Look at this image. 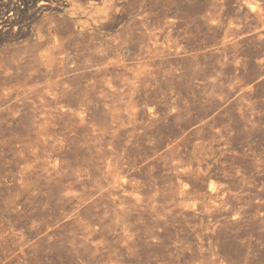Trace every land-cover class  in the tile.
<instances>
[{
    "label": "rangeland",
    "instance_id": "obj_1",
    "mask_svg": "<svg viewBox=\"0 0 264 264\" xmlns=\"http://www.w3.org/2000/svg\"><path fill=\"white\" fill-rule=\"evenodd\" d=\"M121 1H0L1 261L264 264V0Z\"/></svg>",
    "mask_w": 264,
    "mask_h": 264
},
{
    "label": "bare ground",
    "instance_id": "obj_2",
    "mask_svg": "<svg viewBox=\"0 0 264 264\" xmlns=\"http://www.w3.org/2000/svg\"><path fill=\"white\" fill-rule=\"evenodd\" d=\"M1 1V0H0ZM15 3L13 5H10L11 11L9 13V16L7 18V22L11 24V22L17 21L18 18H20V15L23 14L25 11L29 10L30 8H35L37 13H44L47 11L49 8L53 7L58 0H13ZM107 2V1H106ZM123 8V2L121 0H109V3L105 6V8L99 10L101 11L100 15L97 16L96 14V19L95 22H93V26L95 24L101 26L103 24L112 22L116 19V17L120 14L121 10ZM128 9V8H127ZM167 9V8H166ZM252 9V8H251ZM129 10V9H128ZM31 12V11H30ZM77 13V12H76ZM93 15V14H92ZM22 16V15H21ZM72 16V15H71ZM4 19V18H3ZM6 19V18H5ZM1 21V20H0ZM83 21V20H82ZM119 21V20H118ZM68 22V21H66ZM87 22V21H86ZM85 22V23H86ZM4 24V22H1V24ZM16 23V22H15ZM79 23V22H78ZM83 23V22H82ZM9 24V25H10ZM84 24V23H83ZM88 24V23H87ZM16 25V24H15ZM4 26V25H3ZM138 27V25H137ZM66 28V27H65ZM144 28V27H143ZM147 28V27H146ZM40 29V28H39ZM149 29V28H148ZM3 30V29H2ZM5 30V29H4ZM18 30V29H17ZM141 30V29H140ZM62 31V30H61ZM128 31V30H127ZM130 32V31H129ZM146 32V30H145ZM172 32V31H171ZM152 33V32H151ZM22 34V33H21ZM120 34V33H119ZM163 34V33H162ZM172 35V34H171ZM80 36V35H79ZM40 38V37H39ZM44 38V37H42ZM91 38V37H90ZM161 39V38H160ZM160 42V41H159ZM151 43V42H150ZM158 43V42H157ZM169 43V42H168ZM68 45V44H67ZM77 45V44H76ZM61 46V45H59ZM79 46V45H78ZM176 47V46H175ZM70 48V47H69ZM78 49V48H77ZM65 50V49H64ZM157 51V50H156ZM181 51V50H180ZM154 53V52H153ZM44 54V53H43ZM54 55V53H53ZM66 55V54H65ZM64 55V56H65ZM78 55V54H77ZM138 55V54H137ZM150 54H148L149 56ZM158 57V56H157ZM102 60V59H101ZM123 60V59H122ZM103 61V60H102ZM120 61V60H119ZM105 63V62H104ZM84 64V63H83ZM114 64V63H113ZM99 65V64H98ZM107 66V65H106ZM77 67V66H76ZM87 67V66H86ZM39 68V67H38ZM81 68V67H80ZM146 68V67H145ZM56 69V68H55ZM72 69V68H71ZM79 69V68H78ZM77 69V71H78ZM64 72V71H62ZM87 72V71H86ZM121 72V71H120ZM81 73V72H80ZM88 73V72H87ZM26 74V73H25ZM145 74V73H143ZM89 74H87L88 76ZM55 78V77H54ZM60 78V77H59ZM99 78V77H98ZM29 79V78H28ZM81 80V79H80ZM148 80V79H147ZM84 81V80H83ZM4 82V81H3ZM121 82V81H120ZM140 82V81H139ZM149 82V81H148ZM109 83V82H108ZM114 83V82H113ZM117 83V82H116ZM145 83V82H144ZM147 83V82H146ZM74 84V83H73ZM77 84V83H76ZM32 85V84H31ZM79 86V85H78ZM148 86V85H147ZM127 88V87H126ZM84 89V88H83ZM144 89V88H143ZM96 90V89H94ZM112 90V89H111ZM141 91V90H140ZM146 93V92H145ZM91 95V94H90ZM32 96V95H31ZM101 97V96H100ZM125 97V96H124ZM27 98V97H26ZM63 98V97H62ZM65 98V97H64ZM89 98V97H88ZM128 98V97H127ZM92 100V99H91ZM61 101V100H60ZM100 101V100H99ZM118 101V100H117ZM6 102V101H5ZM11 102V101H10ZM102 102V101H101ZM114 102V101H113ZM143 102V101H142ZM134 103V102H133ZM61 105V103H60ZM114 105V104H113ZM139 106V105H138ZM143 106V105H142ZM39 107V106H38ZM103 107V105H102ZM136 107V106H135ZM105 108V106H104ZM107 108V107H106ZM4 109V108H3ZM69 109V108H68ZM144 109V108H143ZM63 110V109H62ZM70 110V109H69ZM98 110V109H97ZM96 111V110H95ZM41 112V111H40ZM112 112V111H111ZM109 113V112H108ZM3 114V113H2ZM80 114V113H79ZM104 114V113H103ZM55 115V114H54ZM142 115V114H141ZM151 116V115H150ZM91 117V116H90ZM128 118V117H127ZM142 118V117H141ZM112 120V119H111ZM49 121V120H48ZM60 121V120H59ZM108 121V120H107ZM115 122V121H114ZM79 123V122H78ZM96 123V122H95ZM129 123V122H128ZM98 124V123H97ZM99 125V124H98ZM100 126V125H99ZM88 127V126H87ZM90 127V126H89ZM146 128V127H145ZM139 129V127H138ZM88 130V129H87ZM84 132V131H83ZM123 133V132H122ZM144 133V132H143ZM189 133V132H188ZM54 134V133H53ZM83 134V133H82ZM167 134V133H166ZM185 134V133H184ZM42 135V134H41ZM76 135V134H75ZM191 136V135H190ZM44 137V136H43ZM86 138V137H85ZM125 138V137H124ZM104 140V139H103ZM108 140V139H107ZM62 141V140H61ZM126 142V141H123ZM45 145V144H43ZM47 145V144H46ZM59 145V144H58ZM99 145V144H98ZM102 145V144H101ZM162 146V145H161ZM66 147V146H65ZM69 147V146H68ZM137 147V146H135ZM77 148V147H76ZM115 148V147H114ZM58 149V148H57ZM20 150V149H19ZM75 150V149H74ZM59 151V150H58ZM81 151V150H80ZM66 153V152H65ZM114 153V152H113ZM184 153V152H183ZM16 155V154H15ZM28 156V155H27ZM86 157V156H85ZM97 157V156H96ZM29 158V157H28ZM98 158V157H97ZM1 159V158H0ZM51 159V158H50ZM63 159V158H62ZM119 159V158H118ZM80 160V159H79ZM184 160V159H183ZM47 161V160H46ZM74 161V160H73ZM48 162V161H47ZM95 162V161H94ZM97 163V162H96ZM55 164V163H54ZM1 165V164H0ZM136 165V164H135ZM18 167V166H17ZM60 167V166H59ZM26 168V167H25ZM61 168V167H60ZM107 168V167H106ZM22 169V168H21ZM29 169V168H27ZM184 169V168H183ZM26 170V169H25ZM39 170V169H38ZM132 170V168H131ZM186 170V169H185ZM17 171V170H16ZM23 169L21 170V172ZM20 172V173H21ZM109 172V171H108ZM147 172V171H146ZM13 173V172H12ZM18 173V172H17ZM33 173V172H31ZM75 173V172H73ZM113 174V173H112ZM11 175V174H10ZM25 175V174H24ZM52 177V176H51ZM78 177V175H77ZM12 178V177H11ZM45 178V177H44ZM63 178V177H62ZM73 179V178H72ZM127 179V178H126ZM145 179V178H144ZM45 180V179H44ZM55 180V179H54ZM53 180V181H54ZM83 180V179H82ZM108 180V179H107ZM24 181V180H22ZM70 181V180H69ZM72 181V180H71ZM96 181V180H95ZM211 181V180H210ZM21 182V181H20ZM4 183V182H3ZM41 184V183H40ZM26 185V183L24 184ZM73 185V184H72ZM14 186V185H13ZM63 186V185H62ZM119 186V185H118ZM35 187V186H34ZM69 187V186H68ZM64 189V188H63ZM173 189V188H172ZM40 190V189H39ZM42 190V189H41ZM74 190V189H73ZM131 190V189H130ZM112 191V190H111ZM17 192V191H16ZM58 192V191H57ZM102 192V191H101ZM122 192V191H121ZM68 194V193H67ZM105 194V193H104ZM150 194V193H149ZM136 195V194H135ZM32 196V195H31ZM42 196V195H41ZM64 196V195H63ZM104 196V195H103ZM34 197V196H33ZM141 198V197H140ZM61 199V198H60ZM72 199V198H71ZM82 199V198H81ZM108 199V198H107ZM105 200V199H104ZM62 201V200H61ZM64 201V200H63ZM80 202V201H79ZM145 202V201H144ZM57 203V202H56ZM55 203V204H56ZM21 205V204H20ZM19 205V206H20ZM118 206V205H117ZM122 207V206H121ZM139 207V206H138ZM96 208V207H95ZM8 209V208H7ZM87 209V208H86ZM12 210V209H11ZM40 210V209H39ZM8 211V210H7ZM56 211V210H55ZM84 211V210H83ZM57 212V211H56ZM4 213V212H3ZM84 213V212H83ZM29 214V213H28ZM66 214V213H65ZM70 214V212H69ZM77 214V213H76ZM84 215V214H83ZM239 215V214H238ZM237 215V216H238ZM241 215V213H240ZM21 216V215H20ZM70 216V215H69ZM184 216V215H183ZM86 217V216H85ZM114 217V216H113ZM43 218V217H42ZM123 218V217H122ZM48 219V218H47ZM98 219V218H97ZM101 219V218H100ZM124 219V218H123ZM225 219V218H224ZM22 220V219H21ZM49 220V219H48ZM66 220V219H65ZM79 220V219H78ZM77 220V221H78ZM29 221V220H28ZM64 221V220H63ZM33 222V221H32ZM102 222V221H101ZM22 223V222H21ZM78 223V222H77ZM87 224V223H85ZM215 224V223H214ZM109 225V224H108ZM23 226V225H22ZM68 226V225H67ZM80 226V225H78ZM82 226V225H81ZM18 227V226H17ZM53 227V226H52ZM58 227V226H57ZM83 227V226H82ZM9 228V227H8ZM27 228V227H26ZM63 228V227H62ZM76 228V227H75ZM48 229V228H47ZM57 230V229H56ZM18 231V230H17ZM21 231V230H20ZM153 231V230H152ZM19 232V231H18ZM59 233V232H58ZM84 233V231H83ZM46 234V233H45ZM61 234V233H60ZM87 234V233H86ZM123 234V233H122ZM47 235V234H46ZM53 235V234H52ZM74 235V234H73ZM32 236V235H31ZM64 236V235H63ZM11 237V236H10ZM36 237V236H35ZM44 237V236H43ZM72 237V236H71ZM51 238V237H50ZM3 238L2 240H4ZM13 239V238H12ZM73 239V238H72ZM20 241V242H19ZM36 241V240H35ZM42 241V240H41ZM40 241V242H41ZM19 242L16 246V249H13V251H7L6 257L3 255L4 260L1 261L0 259V264H37L40 262L39 259L38 262L34 259L33 254L35 253L33 250L35 248V243L33 242H26V241H21L18 240ZM61 242V241H60ZM77 242V241H76ZM98 242V241H97ZM38 243V242H36ZM62 243V242H61ZM244 243V242H243ZM2 244V243H1ZM5 244V243H4ZM93 244V243H92ZM3 245V244H2ZM37 245V244H36ZM46 245V244H45ZM96 246V245H95ZM3 247V246H2ZM5 247V246H4ZM14 247V246H13ZM38 247V246H37ZM49 248V247H48ZM121 248V247H120ZM12 249V248H11ZM39 251V250H38ZM53 251V250H52ZM91 251V250H90ZM96 251V250H95ZM220 251V250H219ZM4 252V251H2ZM32 252H34L32 254ZM94 252V251H93ZM1 253V252H0ZM39 254V253H38ZM92 255V254H91ZM99 255V254H98ZM37 256V255H34ZM2 257V259H3ZM42 260V259H41ZM47 262V261H46ZM41 263V262H40Z\"/></svg>",
    "mask_w": 264,
    "mask_h": 264
}]
</instances>
